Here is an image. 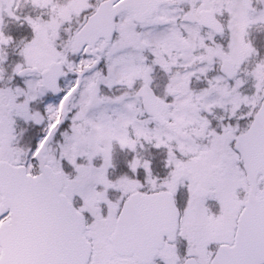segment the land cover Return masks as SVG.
<instances>
[{"label": "snow or ice", "instance_id": "6c2138e0", "mask_svg": "<svg viewBox=\"0 0 264 264\" xmlns=\"http://www.w3.org/2000/svg\"><path fill=\"white\" fill-rule=\"evenodd\" d=\"M0 264H264V0H0Z\"/></svg>", "mask_w": 264, "mask_h": 264}]
</instances>
